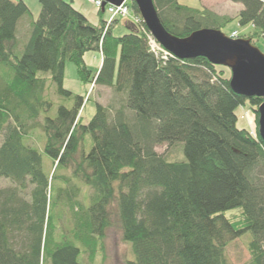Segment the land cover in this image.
Instances as JSON below:
<instances>
[{
	"label": "trees",
	"instance_id": "obj_1",
	"mask_svg": "<svg viewBox=\"0 0 264 264\" xmlns=\"http://www.w3.org/2000/svg\"><path fill=\"white\" fill-rule=\"evenodd\" d=\"M38 1L34 18L23 0H0V182L9 181L0 184V264H41L45 254L53 264H87L80 253H103L115 226L131 242L125 264H264L262 98L233 91L230 69L203 56H156L134 0L111 20L98 7L109 15L98 23L73 0ZM232 1L242 3L239 24L251 26L244 37L264 39V0ZM153 2L179 37L232 19ZM120 17L127 31L116 35ZM92 50L102 53L95 72L84 60ZM67 61L81 80L116 93L96 102L87 123L84 97L63 86ZM247 101L254 129L236 124ZM247 231V258L234 263L228 247Z\"/></svg>",
	"mask_w": 264,
	"mask_h": 264
},
{
	"label": "rangeland",
	"instance_id": "obj_2",
	"mask_svg": "<svg viewBox=\"0 0 264 264\" xmlns=\"http://www.w3.org/2000/svg\"><path fill=\"white\" fill-rule=\"evenodd\" d=\"M30 8L32 15L36 18L40 12V4L38 0H23ZM128 1V0H127ZM126 1V3H127ZM180 2L190 5L192 7L205 6L219 14H227L232 17L231 21L221 28L225 34L230 35L232 31H236L240 37H244L251 30L250 25H240L237 19V12L242 8V3L235 2L232 0H180ZM73 5L82 10L91 22L98 23L100 19L107 20L108 13H99V8L92 2L88 0H74ZM128 5V4H127ZM130 18V17H129ZM19 22V39L22 41L21 32L23 31V22L28 19L27 16L21 18ZM126 17H120L118 23L113 29V33L116 35L123 34L127 31L124 26V21ZM26 31L28 25H25ZM22 29V31H21ZM25 31V32H26ZM23 35V34H22ZM255 45L260 48L264 53V39L260 38L255 41ZM93 51H89L88 54L91 55ZM98 54V52H96ZM99 67L93 68L92 72L98 70ZM63 86L73 93L82 95L84 97V103L81 107V122L87 123L96 110V102H101L103 104H109L116 100V93L109 86H104L101 84H96L92 86V81H84L78 78L76 72V66L67 61L64 69V79ZM93 87V88H92ZM50 96L54 102L52 112H55L57 105L60 101L59 97L55 94V87L51 84ZM245 108V109H243ZM238 115L237 126L239 128H253V113L249 108V102L247 101L243 106H238L236 109ZM1 140V138H0ZM166 144H158L155 149L163 153L166 151ZM44 160L46 166L49 164L48 157L44 154ZM1 185H8L9 181L7 179H2ZM237 209H232L227 211V214L235 213ZM251 234L249 231L243 233L235 241L231 242L228 247V253L234 263L243 262L247 258V252L245 250V243L250 238ZM104 252L97 253L95 255H90L86 252H81L79 255V260L87 264H125L127 259H134V255L131 248V242H125L121 238V232L119 227H111L107 230V237L104 241ZM41 264H53L51 256L45 254L44 259Z\"/></svg>",
	"mask_w": 264,
	"mask_h": 264
},
{
	"label": "water",
	"instance_id": "obj_3",
	"mask_svg": "<svg viewBox=\"0 0 264 264\" xmlns=\"http://www.w3.org/2000/svg\"><path fill=\"white\" fill-rule=\"evenodd\" d=\"M125 0H103L119 6ZM153 37L180 59L203 56L211 63L230 69L229 85L245 97L262 98L257 105L258 132L264 141V53L249 38L231 37L212 27H201L184 37L170 33L162 24L153 0H134Z\"/></svg>",
	"mask_w": 264,
	"mask_h": 264
},
{
	"label": "built area",
	"instance_id": "obj_4",
	"mask_svg": "<svg viewBox=\"0 0 264 264\" xmlns=\"http://www.w3.org/2000/svg\"><path fill=\"white\" fill-rule=\"evenodd\" d=\"M88 1L94 3L97 7H101L102 2H103V0H88ZM106 9H107V11L110 14V18H109L110 20L116 15L124 16L129 11V8H128V5H127L126 2H123L119 6L112 5V4H107L106 5ZM231 36L232 37H236L237 36V32L236 31H232L231 32ZM148 43H149L150 50L156 56H158L159 58L167 59L168 56L172 55L169 51H167L164 47H162L156 41V39L153 37V35L151 33L148 35Z\"/></svg>",
	"mask_w": 264,
	"mask_h": 264
},
{
	"label": "crops",
	"instance_id": "obj_5",
	"mask_svg": "<svg viewBox=\"0 0 264 264\" xmlns=\"http://www.w3.org/2000/svg\"><path fill=\"white\" fill-rule=\"evenodd\" d=\"M74 1V0H73ZM80 10V9H79ZM82 11V10H80ZM83 12V11H82ZM84 13V12H83ZM85 14V13H84ZM86 15V14H85ZM88 18V17H87ZM96 23V22H94ZM94 53H92L91 55L88 54V52H86L84 54V60L86 65L92 70L93 68L96 67H100L101 65V61H102V53L99 50H92ZM98 52V54L96 53ZM99 69V68H98ZM245 109V108H243Z\"/></svg>",
	"mask_w": 264,
	"mask_h": 264
}]
</instances>
